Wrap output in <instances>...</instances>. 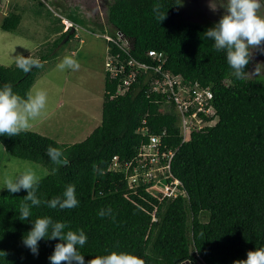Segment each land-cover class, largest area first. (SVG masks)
Returning <instances> with one entry per match:
<instances>
[{
	"label": "trees",
	"instance_id": "trees-1",
	"mask_svg": "<svg viewBox=\"0 0 264 264\" xmlns=\"http://www.w3.org/2000/svg\"><path fill=\"white\" fill-rule=\"evenodd\" d=\"M180 0H111L106 20L116 33L130 40L129 48L110 42L111 53L119 54L125 72L130 60L153 66L160 63L147 55L154 49L167 61L162 72L149 70L133 82L130 89L113 97L124 73L112 78L105 74L102 121L82 141L61 143L34 131L16 137L0 135V143L14 157L41 164L47 169L41 177L38 196L42 201L62 196L67 185L76 186L79 205L60 210L41 204L32 210L28 221L19 219V204L26 190L0 192V264H50L59 238L42 239L39 255L23 245V237L38 216L50 215L68 222L72 230L83 228L87 243L80 249L85 264L95 255L113 250L133 251L148 264H234L245 259L249 250L264 247V80L250 77L254 58L245 80L231 75L224 52L204 36L215 21L197 22L182 15ZM160 3L167 18L159 22L152 11ZM19 6L3 17L1 27L15 32L22 20ZM76 16V15H75ZM71 17L74 24L76 18ZM53 40L50 50L70 34L71 28ZM102 26V25H100ZM117 34L114 36L117 39ZM50 53L39 57L41 63ZM35 57V56H34ZM40 67L23 72L0 63V86L11 83L25 96L33 86ZM162 73L181 76L183 84L198 82L209 86L217 122L194 130L182 142L179 114L174 100L154 80ZM149 74V76H148ZM173 103L166 112L160 106ZM161 135L162 146L175 150L170 171L162 175L161 185L180 180L179 193L161 202L149 189L155 181L130 184L129 172L115 166L132 162L130 171L141 166V146ZM49 146L63 150L66 164L54 165L47 154ZM168 159L163 162L166 163ZM56 168L57 171L53 172ZM171 172L172 176L167 177ZM111 207L112 215L100 217L99 210ZM114 217V219H113Z\"/></svg>",
	"mask_w": 264,
	"mask_h": 264
},
{
	"label": "rangeland",
	"instance_id": "rangeland-1",
	"mask_svg": "<svg viewBox=\"0 0 264 264\" xmlns=\"http://www.w3.org/2000/svg\"><path fill=\"white\" fill-rule=\"evenodd\" d=\"M110 1L13 0L6 7L0 6L1 64H16L19 55L43 57L50 53L42 62L43 67L31 87L33 91L40 89L47 93L45 108L31 122V131L50 136L61 143H74L84 140L101 123L105 65L109 55L107 36L117 34L106 20ZM219 3L220 0H213V6ZM15 5L20 7L22 20L15 32L6 31L1 27L3 17ZM181 10L183 17L197 22H217L224 12L223 8L212 11L209 0H182ZM261 11L264 12V8ZM75 15V37L66 41L62 39L52 52L50 47L58 37V31H61V22L66 21L62 19L74 18ZM65 55L79 61L78 71H61L57 68ZM253 58L249 76H261L259 79L264 80V53L256 52ZM26 167L35 169L40 177L47 173L41 164L14 157L0 143V187H3L5 174L14 176Z\"/></svg>",
	"mask_w": 264,
	"mask_h": 264
},
{
	"label": "clouds",
	"instance_id": "clouds-1",
	"mask_svg": "<svg viewBox=\"0 0 264 264\" xmlns=\"http://www.w3.org/2000/svg\"><path fill=\"white\" fill-rule=\"evenodd\" d=\"M12 1L9 0L4 7L11 4ZM209 2L212 11L215 12L219 8H223L224 12L220 19L213 26L207 28L203 34L207 39L214 42L213 46L216 51L225 53L231 75L237 80H245L249 72L246 71L247 66L253 59L254 54L256 52L264 53V12L261 11L264 8V3H262V0H220L218 6H213V0H209ZM176 4H182V0ZM161 8L160 3H155L152 9L155 18L159 22L167 18V11H161ZM62 21L65 22V25L67 24L66 30L72 27L71 30L76 29L77 31V24L65 18ZM66 30L63 28V31ZM76 31L74 30V32ZM60 34L61 32L57 35ZM118 35L119 32L117 39L112 37L113 40H109L107 38L109 54H111L110 42H119L123 47H126L125 42L118 41ZM127 40L130 45V40L128 38ZM16 67L27 73L32 68H42L43 64L39 57L19 55L16 59ZM57 68L61 71L71 70L75 72L79 70L80 63L73 56L65 55L57 64ZM105 72L107 73V70ZM46 100L47 93L40 89L29 90L25 96H21L14 91L11 83L0 86V135L16 137L22 132L29 131L32 126L31 122L39 117L45 108ZM207 119L213 122L212 125H209L210 127L216 124V110ZM182 142L184 141L182 140ZM47 154L54 165L64 163L61 148L49 146ZM55 171H57L56 168L53 169V172ZM40 181V175L31 167H26L14 176L4 175L3 187H0V189H7L13 194L22 189L27 191V195L23 197L18 208L20 220L28 221L32 216L33 208L39 207L41 204H45L51 209L59 208L60 210L74 209L79 205L74 184L67 185L62 196L42 201L37 194ZM98 215L100 217L111 216V207L100 209ZM32 223V228L25 234L22 242L33 255H39V242L42 239L54 240L59 238L60 242L55 245L53 253L49 256L50 264H85L84 255L80 249L87 243L88 236L83 228L72 230L68 222L54 220L50 215L38 216ZM0 254L6 256L3 251H0ZM148 255L147 252L141 256L133 251L113 250L107 254L95 255L93 259L87 261V264H148V261L144 258ZM234 264H264V247L249 250L245 259H237Z\"/></svg>",
	"mask_w": 264,
	"mask_h": 264
},
{
	"label": "built area",
	"instance_id": "built-area-1",
	"mask_svg": "<svg viewBox=\"0 0 264 264\" xmlns=\"http://www.w3.org/2000/svg\"><path fill=\"white\" fill-rule=\"evenodd\" d=\"M9 0H0V6L7 4ZM71 25V23H69ZM109 40H113L112 37H107ZM125 42L124 45L129 48L127 38L121 33L118 35V41ZM124 49V47L122 46ZM148 56L154 60L159 61L158 66H153L145 62H139L137 60H130L128 64L131 68L128 73L125 72V64L121 63L120 55L117 53H111L108 55L106 62V70L110 72L112 78L124 73L123 83L120 84L113 96H118L126 93L133 82L136 81L138 75L142 73H149V70H155L156 72H162L163 65L167 61L166 55L154 49L148 51ZM149 76V74H148ZM183 78L181 76H171L169 73H162L160 77H156L154 84L157 89H162L169 94V98L174 100L175 107L179 113V126L183 141H185L192 130H201L205 127L212 125V121L207 119L211 117L215 110L213 105V92L210 87L202 86L198 82L190 83L189 85L183 84ZM173 103L168 99L161 108L164 111H169ZM175 154V150L163 148L161 135H154L148 144L141 146L140 150V163L141 166H135L133 163V172L130 171L132 162L128 161L125 164L119 161L118 157L114 159V165L125 167L129 172L130 184L135 186L139 185L141 181L145 183L155 181L150 187V191L158 196L161 202H164L167 197H175L179 193H184L180 189L181 182L179 179L174 178L171 172L167 177L172 176L173 180L163 183L160 180L161 176L170 171V162ZM168 159L166 163L163 161Z\"/></svg>",
	"mask_w": 264,
	"mask_h": 264
},
{
	"label": "water",
	"instance_id": "water-1",
	"mask_svg": "<svg viewBox=\"0 0 264 264\" xmlns=\"http://www.w3.org/2000/svg\"><path fill=\"white\" fill-rule=\"evenodd\" d=\"M74 32V29H72L71 31H70V34L71 33H73ZM69 38V35H67L66 37H65V40L64 41H66L67 39ZM67 162L66 161H64V163L63 164H66Z\"/></svg>",
	"mask_w": 264,
	"mask_h": 264
}]
</instances>
